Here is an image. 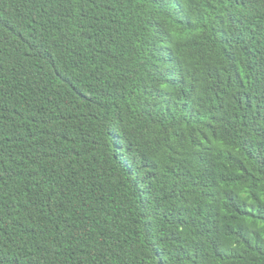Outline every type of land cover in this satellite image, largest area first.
Returning a JSON list of instances; mask_svg holds the SVG:
<instances>
[{
	"label": "trees",
	"instance_id": "obj_1",
	"mask_svg": "<svg viewBox=\"0 0 264 264\" xmlns=\"http://www.w3.org/2000/svg\"><path fill=\"white\" fill-rule=\"evenodd\" d=\"M0 0V264H264V0Z\"/></svg>",
	"mask_w": 264,
	"mask_h": 264
},
{
	"label": "snow or ice",
	"instance_id": "obj_2",
	"mask_svg": "<svg viewBox=\"0 0 264 264\" xmlns=\"http://www.w3.org/2000/svg\"><path fill=\"white\" fill-rule=\"evenodd\" d=\"M166 2L175 8V12L177 16H182L183 15V8L180 6L181 5V0H166Z\"/></svg>",
	"mask_w": 264,
	"mask_h": 264
}]
</instances>
